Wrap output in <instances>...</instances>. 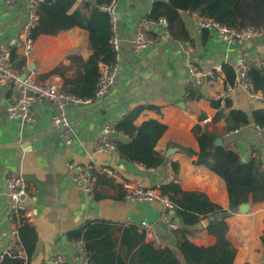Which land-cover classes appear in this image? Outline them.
Listing matches in <instances>:
<instances>
[{
	"label": "crops",
	"instance_id": "obj_1",
	"mask_svg": "<svg viewBox=\"0 0 264 264\" xmlns=\"http://www.w3.org/2000/svg\"><path fill=\"white\" fill-rule=\"evenodd\" d=\"M82 1L77 0L73 9ZM152 5V0H117L120 16L113 22V31L120 47L118 75L113 86L94 103L70 105L65 109L70 121V145L63 132L53 125V118L59 113L53 104L43 101L34 105L36 120L33 123L10 120L7 109L16 104L17 91H0V264L5 254L14 253L10 250L11 232L21 226L10 220L11 207L5 194L10 175L22 178L27 185L24 203L33 215L27 225L37 234L32 264L54 263L55 258H60L62 264H81L75 259L80 246L71 237L87 223L110 224L108 233L115 240V252L128 262L135 248L129 252L127 244L122 243L124 229L135 225L136 232L140 233L142 220L154 224L161 237V248L172 242L173 231L163 221L168 209L161 202H128L124 198L125 185L160 193L157 188L174 177L171 163H177L180 169L176 179L182 190L202 192L213 203L229 208L224 180L194 163L199 152L192 132L194 126L200 125L217 135L222 147L237 152L242 161L257 157L264 162V137L258 134L256 127L250 124L227 132L224 119L214 121L218 110L210 103L220 97L223 108L225 98L229 97L233 108L248 115L257 107L258 101L250 100L239 89L228 95L230 84L226 82L224 67H234L242 51L264 54V38H255L242 46L227 45L213 31L200 32L196 16L184 12L181 17L191 43L175 41L168 32L155 31L159 36L155 44L136 51L133 43L138 27ZM30 25V0H17L14 6L8 5L7 0H0V44L15 52L13 68L23 73L35 69L38 82L62 89L63 77L49 73L61 65L69 66L66 56L71 52L87 60L92 55L88 48L89 33L76 27L56 36L40 35L35 39L33 53L26 57L22 47L26 35L30 34ZM188 59H192L201 71H214V77L207 79L200 89L203 95L200 99L191 98L186 89L190 78L186 67ZM21 62L25 64L20 67ZM219 65L221 73L215 72ZM76 69L73 66L65 72V77H72ZM140 107L143 110L136 125L156 120L167 126L156 146L165 157L164 165L158 170H145L122 160L113 151L97 152L94 148V142L109 123H117L129 111ZM115 138L121 136L115 132L109 136L110 141ZM69 162L105 166L113 171V176L98 175L97 190L91 197L72 181L67 170ZM168 214L173 216L179 229L182 226L179 219L172 210ZM226 222V237L237 250L234 263L264 264L261 242L264 202L254 204L250 199ZM190 229L194 232L191 236L194 244L211 246L215 243V237L207 233L202 223ZM19 250L24 253L21 245Z\"/></svg>",
	"mask_w": 264,
	"mask_h": 264
},
{
	"label": "trees",
	"instance_id": "obj_2",
	"mask_svg": "<svg viewBox=\"0 0 264 264\" xmlns=\"http://www.w3.org/2000/svg\"><path fill=\"white\" fill-rule=\"evenodd\" d=\"M111 0H83L73 9L77 0H42L37 6L38 19L30 29V37L37 39L40 35L56 36L73 28H81L89 33L88 48L92 55L84 60L77 52L66 56L69 66L61 65L49 73L63 77L62 90L81 98H95L100 79V66H110L115 62L112 38L114 37L113 20L108 12L102 9ZM187 12L195 16H206L215 22L235 29L248 27L264 29V0H160L154 1L150 12L144 17L146 21H157L165 18L168 22V35L175 41L192 42L184 26L181 14ZM207 33L208 31H204ZM149 38L157 41L159 36L151 31ZM16 55L12 51V62ZM25 63L21 62L20 67ZM75 66L72 77H65V72ZM226 82L233 85L235 70L225 66ZM253 89L262 94L257 107L248 115L245 111L233 108L229 97L212 99L210 103L218 110L215 122L224 119L226 131L232 132L246 125L264 127V68H252L249 73ZM191 98L200 99L203 95L190 92ZM142 108L129 111L115 126V133L121 138L113 139L118 156L129 163L142 166L145 170H158L165 163V157L156 150V146L167 126L156 120H148L140 125L135 122ZM226 110V112H225ZM198 145L195 165L204 166L217 174L225 182L229 208L224 209L213 203L206 194L197 191H184L179 183L170 181L161 184L157 190L167 197L172 205L175 217L182 226L172 232L173 240L163 248L146 242L144 233L136 232L133 225L124 229L122 243H126L132 252L128 262L115 252V240L108 233L111 228L106 223H87L72 234L71 240H81L88 255V264H235L237 250L226 237L227 218L238 208L248 203L264 202V162L257 157L242 161L237 152L217 146V135L204 130L200 125L192 130ZM192 153V151H188ZM175 178L179 174V165L171 163ZM171 210H168L170 213ZM208 220L207 233L216 241L211 246H198L191 241L193 231L190 229ZM19 245L24 256L17 253L5 254L1 264H32L35 253L37 234L35 230L22 223L18 229ZM264 249V236L261 238Z\"/></svg>",
	"mask_w": 264,
	"mask_h": 264
},
{
	"label": "built area",
	"instance_id": "obj_3",
	"mask_svg": "<svg viewBox=\"0 0 264 264\" xmlns=\"http://www.w3.org/2000/svg\"><path fill=\"white\" fill-rule=\"evenodd\" d=\"M17 0H7L8 5H15ZM42 0H30V22L33 27L37 21V6ZM102 9L112 17V20L117 13V0H111L108 5L102 7ZM197 28L200 32L213 31L217 38L227 45H244L246 42L255 38H264V29L257 30L252 27L245 29H235L224 25H221L214 20L206 16H196ZM168 28V22L165 18H160L157 21L143 20L137 30L136 38L133 43V48L136 51L144 50L153 44L155 40L148 37V33L156 31L157 33H166ZM114 30V27H113ZM35 39L27 34L25 37L23 49V55L28 57L34 51ZM113 49L115 52V62L110 66H100V79L97 84V90L95 98H81L67 91L62 90L54 84L40 83L37 80L38 71L35 69L30 70L27 73L17 71L13 68L12 64V50L10 47L4 44H0V91L3 89H15L17 91V102L15 105L8 107L7 117L10 120H20L22 122H35L33 107L39 102L47 101L53 104L58 114L53 118V125L60 129L66 139L67 145L71 144L70 138V121L65 114V109L70 106H87L96 99L103 97L106 92L115 83L119 69V57L120 47L117 37L114 35L112 38ZM186 67L189 73V80L186 83V89L188 92L200 91L203 84L207 79L214 77V71L204 72L201 71L192 59L186 61ZM252 68H264V54L256 53L251 54L248 51H242L240 56L235 62V82L228 87V95L233 94L237 89L243 91L250 100L259 101L262 99L261 93H256L253 89L252 82L249 78V73ZM215 72L221 73L222 66L219 65L215 68ZM217 97L216 99H219ZM115 122L109 123L100 133L96 141L94 142V148L97 152H116L115 144L109 140V136L115 132ZM258 134L264 137V127L255 126ZM139 166V165H138ZM143 168L142 166H140ZM67 170L70 174L72 181L78 187H81L91 197L95 196L97 190V177L98 175H106L108 177L113 176V171L105 166H99L96 164H90L87 166L80 165L75 162L67 163ZM150 171H154L150 169ZM170 181L178 180L175 177H171ZM126 189L125 200L128 202L138 201H159L168 210L173 209L171 201L160 193L154 190H146L141 188H131L129 185H125ZM5 194L10 202L11 213L10 220L15 221L16 225L22 223H31L32 212L24 203V197L27 195V185L25 181L15 175H10L6 180ZM163 221L169 228V230H177V225L173 221V216L166 213L163 216ZM139 229L145 235L146 241L152 243L155 247L161 248L163 246L161 237L154 224L148 221L142 220L139 223ZM80 246V251L76 255L75 259L81 264H88L89 259L86 253L84 244L81 240L75 242ZM10 250L17 253L20 256H24V253L19 250V236L17 228H14L11 232ZM54 264H62L60 258L54 259Z\"/></svg>",
	"mask_w": 264,
	"mask_h": 264
},
{
	"label": "water",
	"instance_id": "obj_4",
	"mask_svg": "<svg viewBox=\"0 0 264 264\" xmlns=\"http://www.w3.org/2000/svg\"><path fill=\"white\" fill-rule=\"evenodd\" d=\"M152 1L154 2V1H160V0H152ZM119 16H120V15H119L118 13H116L115 16H114V18H115V19H118ZM215 144H216L217 146H222V140H221V139H216ZM172 214H174V211H172ZM202 225H203L204 227H206V226L208 225V221H207V220H203V221H202ZM49 264H54V263L51 262V263H49Z\"/></svg>",
	"mask_w": 264,
	"mask_h": 264
}]
</instances>
